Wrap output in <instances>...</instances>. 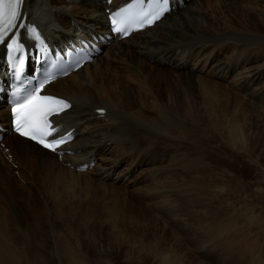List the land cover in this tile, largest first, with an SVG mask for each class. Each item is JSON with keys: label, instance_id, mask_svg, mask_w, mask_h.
Masks as SVG:
<instances>
[{"label": "rangeland", "instance_id": "374dc122", "mask_svg": "<svg viewBox=\"0 0 264 264\" xmlns=\"http://www.w3.org/2000/svg\"><path fill=\"white\" fill-rule=\"evenodd\" d=\"M203 6V28L225 37L203 52L206 67L188 54L189 72L168 66L159 81L125 52L106 71L122 110L158 130L115 152L110 178L65 164L76 173L53 181L6 159L16 183L7 192L0 176V223L32 245L27 264H67L62 244L87 264H264V0Z\"/></svg>", "mask_w": 264, "mask_h": 264}, {"label": "bare ground", "instance_id": "6f19581e", "mask_svg": "<svg viewBox=\"0 0 264 264\" xmlns=\"http://www.w3.org/2000/svg\"><path fill=\"white\" fill-rule=\"evenodd\" d=\"M117 1L119 0H114V3ZM207 1H187L183 7L178 6L175 12L166 14L153 27L124 40L113 42L111 46L105 47L104 53L91 63L85 64L83 68L51 84L49 93L70 99L74 104L71 110L58 118V123L64 125V130L76 128L77 137L67 146L74 153L64 155L60 160L58 155L16 134H11L5 140L6 146L19 167L22 169L25 165L31 170V174L54 175L53 181H56V175L60 172L76 173L78 171L75 167L85 161H95L97 167L94 171L100 175V178L108 179L121 162L119 159H114L115 152L119 149L124 152L128 148L139 150L142 146H149L148 138L158 133V130L145 118L137 119L135 115L130 116L122 110V91L115 92L114 86L108 88L109 86L104 85L106 71L112 69L111 63L125 52H133L138 55L137 57L146 59L147 62L144 63L142 59L135 57L130 62L136 64L133 68L139 70L144 77H153L159 81L164 73L169 74V67L177 71H185L191 61L187 58L188 54L193 57L194 67L200 69H202L201 65L206 67L212 58L204 60L203 52L209 47L217 46L225 38L211 34L202 26L206 17L205 14V17L203 16L205 12L203 4ZM215 2L225 5L228 9L237 8L244 2L248 4V0H215ZM107 7L109 5L106 4V0H26L25 3L29 21L39 23L54 42L73 37L72 35H76L80 27L85 30L89 27L105 28L107 21L104 10ZM129 45H135L136 49L131 51L128 49ZM2 60L3 53L0 52V66H2ZM143 65H147L148 68H142ZM186 71L189 72L188 69ZM240 73L245 74V71ZM3 108L5 107L0 105V123L7 122L9 118L7 109ZM99 109H106V114H99ZM166 123L169 128L177 127V121L171 120V116L167 118ZM131 135H134L133 141H131ZM107 136H109L108 142L104 139ZM80 152L87 155L86 160L83 158L84 154L81 155ZM9 154L0 150V176L7 192L12 191L16 183L12 173L6 169L10 165H6V156ZM64 163H70L76 172L65 169ZM163 163L164 161L158 164ZM128 172L130 168L126 174ZM83 173L79 171L76 174ZM107 214L115 213L110 211ZM117 233L120 235L121 231ZM71 248L66 244L61 245L67 264H87L83 257L73 253ZM32 252V245L28 240H24L22 246H17L14 240L7 236V226L0 223V264H27L29 259H25V256H29Z\"/></svg>", "mask_w": 264, "mask_h": 264}, {"label": "snow or ice", "instance_id": "6c2138e0", "mask_svg": "<svg viewBox=\"0 0 264 264\" xmlns=\"http://www.w3.org/2000/svg\"><path fill=\"white\" fill-rule=\"evenodd\" d=\"M22 4L23 0H0V44L10 41L7 42L10 59L14 52L24 50V45L19 42L18 29H26L39 42V45H44L37 29L26 22H21ZM169 11V0H132L131 3H127L111 14L112 31L126 36L134 30V26L142 29L155 23ZM23 63L21 59V68H23ZM43 87L42 83L40 87L31 91H24L23 94L17 93L18 99L12 105L13 124L16 132L21 136L28 137L44 148L55 152L59 145L71 139V133L59 139L55 138L54 134L57 129L50 117L64 112L71 105L64 99L41 95Z\"/></svg>", "mask_w": 264, "mask_h": 264}]
</instances>
